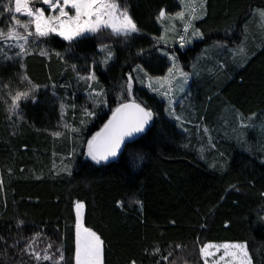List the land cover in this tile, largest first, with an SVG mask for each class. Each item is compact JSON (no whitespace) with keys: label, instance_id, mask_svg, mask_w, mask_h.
Masks as SVG:
<instances>
[{"label":"trees","instance_id":"16d2710c","mask_svg":"<svg viewBox=\"0 0 264 264\" xmlns=\"http://www.w3.org/2000/svg\"><path fill=\"white\" fill-rule=\"evenodd\" d=\"M119 2L140 28L129 38L103 30L69 44L53 34L31 46L24 69L19 58L0 56V264H36L21 251L36 233L41 255L48 244L50 254L63 245L71 260L77 202L85 226L104 241L105 264H205L199 247L209 242L246 243L252 263L264 264V0H207V17L193 21L203 40L183 48L178 0ZM161 9L166 17L157 20ZM163 27L175 44L153 39ZM239 46L246 59L235 56ZM164 52L193 75L176 108L180 120L133 71L141 65L150 77H165ZM91 72L107 93V104L95 108L79 78ZM22 73L41 87L36 103L22 101L11 115L9 90L28 87ZM129 73L137 102L154 113L150 131L116 161L96 164L83 143L111 116ZM241 121L254 127L242 129Z\"/></svg>","mask_w":264,"mask_h":264},{"label":"snow or ice","instance_id":"6c2138e0","mask_svg":"<svg viewBox=\"0 0 264 264\" xmlns=\"http://www.w3.org/2000/svg\"><path fill=\"white\" fill-rule=\"evenodd\" d=\"M180 3L183 5V10L175 13V16L181 21L186 20L183 34L179 35L180 47L183 48L186 43L191 42L188 39L190 29H192V37L203 38L204 33L199 28L194 27L193 21L203 20L204 16L207 15V0H180ZM42 5L35 6L34 0H8L0 8V16L7 13L9 17L7 30L0 29V42H4V47H0V56L6 61L19 58L21 69L25 68L24 58L33 51L31 46L42 42L53 34L71 44L85 38L88 34H97L103 30H110L111 35L123 38H129L140 32V28L130 14L128 7L123 6L119 0H42ZM46 10L48 14H46ZM260 16L264 18V11H261ZM165 17L166 12L161 9L157 20H162ZM153 39L167 42L164 35ZM5 48L8 50L16 49L14 56L8 55ZM234 54L242 59L247 58V50L243 46L235 49ZM40 55H48L47 50L41 49ZM56 55L59 57L60 53ZM163 55L172 62L166 77L152 78L141 65H137L133 71L143 73L142 77L138 76L135 79H140L143 82L144 78H147L149 88H153V80L159 84L160 88L167 85V91L163 92L162 95L168 97V103L171 106L173 101L169 92L172 90L174 81L179 79V86L183 90V84L187 82L189 74L178 68L175 55H169L167 52H164ZM110 59H112V53L109 51L104 63L107 64ZM73 68L75 70V65ZM177 73L179 74L178 77ZM79 78L85 80L88 85V96L92 100L93 108L100 104H107V100L104 99L107 95L106 91L102 87L97 89L94 86L93 82L98 84L95 72H91L87 77L81 76ZM20 81L26 83L28 87L23 91L17 90L14 94L9 90L11 102L8 104V112L11 115H19L22 101L31 99L33 103H36V93L41 87V85L33 83L26 73L20 74ZM133 81L134 77L129 73L125 82L120 86L119 94L116 97L117 106L110 109L111 116L98 132L83 143L84 154L96 164L107 162L117 157L118 154H122V149L128 147L127 142L135 143L133 137L144 133L146 129L150 131L148 126L153 121L154 113L146 105L137 102L133 95ZM4 87L8 88V85ZM52 87L55 88L56 85ZM63 107L62 104L61 108L63 109ZM83 111L89 117L96 114L87 108ZM176 119L180 120V117L177 116ZM83 123L84 121H81V124ZM65 127L69 128L68 125ZM253 127L254 125L241 121L242 129ZM260 128L264 131V124H261ZM70 131L79 133L80 129L71 127ZM205 132H207V128H205ZM56 135H60V133H56ZM200 151L202 153L203 149ZM69 174H71L70 170ZM2 183L0 180V186ZM137 203L139 202L137 201ZM83 207L84 205L80 202L75 205L74 256L71 260L65 257L63 245L57 247L55 253L50 254L48 249L52 248V244H48L47 248L43 250V255H41V252L34 247L39 233H36L21 251L28 254L36 264H41V261H52V264H72L73 261L74 264H105L104 241L91 227L85 226L81 216ZM22 224L23 221H19L17 226ZM2 239L3 237H0V240ZM177 247L180 246L177 245ZM221 248L224 250V255L220 257V260L223 261L225 257H230L231 264H252L246 243L224 242L217 245L209 242L199 247V253L206 258L212 254L209 252L210 249L219 251ZM156 251L159 252V249ZM161 259L167 261L168 256H163ZM131 264H136V261H131ZM157 264H160V261H157Z\"/></svg>","mask_w":264,"mask_h":264},{"label":"rangeland","instance_id":"374dc122","mask_svg":"<svg viewBox=\"0 0 264 264\" xmlns=\"http://www.w3.org/2000/svg\"><path fill=\"white\" fill-rule=\"evenodd\" d=\"M178 2L180 3V0H178ZM34 3H35V6H37V7L43 6L42 5V0H34ZM3 4H2V6H3ZM180 5H181V3H180ZM181 6L183 7V5H181ZM44 7L46 8V6H44ZM46 14H48L47 10H46ZM0 19H4V25L0 29H4L6 31L7 30V27H8V22H9V18H8L7 13H4L2 16H0ZM107 31H110V30H107ZM167 32L168 31L164 28L163 35L166 36L167 42H165V41H162V42L165 43V44H168V45L175 44V41H177V40L175 38H172L169 35H167ZM91 35H93V34H88L86 37L91 36ZM0 47H4V42H0ZM5 51H7L8 55H14L16 49L8 50L7 48H5ZM176 63H177L178 68L182 69V67L180 66V63L177 60H176ZM171 66H172V62L170 61V67ZM139 73L143 74L142 72H139ZM186 73H188L189 76H188L187 82L183 84V90H181V88L179 86V79H177V81H174V83H173L172 90L169 92V96L171 97V99L173 101V104L171 106L168 103V97H165V96L162 95L163 92L167 91V85H165L164 88H160L159 87V84L155 80H153V88H149L148 87V80H147V84H146L147 87L152 92L154 91L153 93H155L160 99H162V101H164L167 104V110H168V113L167 114H168V117L170 119H172V120L176 119L175 118L176 115H177L176 108L178 106H180V104H182L183 94L190 87V83H191L192 78H193V75L191 73H189V72H186ZM178 76H179V74L177 73V77ZM153 89H156V90H153ZM247 138H248V136H247ZM75 212H76V208H75ZM81 216H82L83 221H84L85 207H83L81 209ZM214 244L219 245V244H222V243H214ZM209 252L212 253V254H210L206 258L205 257H202V259H203V261H204L205 264H231V258L230 257H225V259L223 261L220 260V257L224 255V250L222 248L219 251H216V249H210Z\"/></svg>","mask_w":264,"mask_h":264},{"label":"crops","instance_id":"0c3cea01","mask_svg":"<svg viewBox=\"0 0 264 264\" xmlns=\"http://www.w3.org/2000/svg\"><path fill=\"white\" fill-rule=\"evenodd\" d=\"M206 6H207V5H206ZM207 15H208V9H207ZM207 15L204 16L203 20L207 17ZM203 20L197 19V21H203ZM181 22L185 23L186 20H185V21H181ZM183 27H184V26H183ZM195 28H198V27L196 26ZM191 30H192V29L189 30V36H188V39H190L191 42H190V43H186L184 47L191 46L196 40H203V38L192 37V36H191ZM181 34H183V33H181Z\"/></svg>","mask_w":264,"mask_h":264},{"label":"water","instance_id":"95a60500","mask_svg":"<svg viewBox=\"0 0 264 264\" xmlns=\"http://www.w3.org/2000/svg\"><path fill=\"white\" fill-rule=\"evenodd\" d=\"M151 126V123L150 125L148 126V128H150ZM148 130L146 129V131L144 133H141V134H138L137 136L133 137L132 139L135 141L136 139H138L139 137L143 136ZM128 144L131 143V142H127ZM125 149H122V154L124 152ZM122 154H118L117 157L115 158H112L111 160L107 161V162H104V163H109V162H113V161H116Z\"/></svg>","mask_w":264,"mask_h":264}]
</instances>
